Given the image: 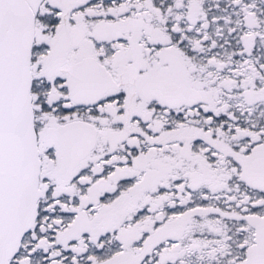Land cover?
Here are the masks:
<instances>
[{
	"label": "snow or ice",
	"instance_id": "snow-or-ice-1",
	"mask_svg": "<svg viewBox=\"0 0 264 264\" xmlns=\"http://www.w3.org/2000/svg\"><path fill=\"white\" fill-rule=\"evenodd\" d=\"M0 264H264V0H0Z\"/></svg>",
	"mask_w": 264,
	"mask_h": 264
}]
</instances>
